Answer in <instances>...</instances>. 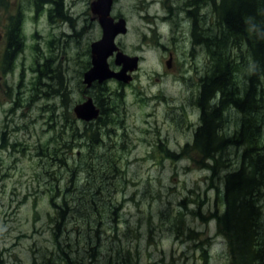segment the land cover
<instances>
[{
    "label": "rangeland",
    "instance_id": "374dc122",
    "mask_svg": "<svg viewBox=\"0 0 264 264\" xmlns=\"http://www.w3.org/2000/svg\"><path fill=\"white\" fill-rule=\"evenodd\" d=\"M51 1L61 2L62 9L54 3L37 6L33 0H5L0 8V264H41L43 255L53 251L54 220L60 210L58 198L52 199L53 206L51 196L59 193L68 200L64 189L69 177L58 159L50 161L44 153L56 148L67 157V150L60 149L65 141L88 144L80 147L83 151L69 153L73 170L93 160L103 174L107 164L114 173L109 192L118 216L103 234V246L108 238L116 244V228L119 244L131 250L133 259L126 264H231L229 248L211 215L215 189L223 188L224 176L233 165L214 175L206 163L191 162L180 153L192 145L199 126L194 94L200 80L188 72L193 61L210 72V51L197 52L192 61L176 33L179 27L172 34L171 24L160 26L156 17H143L148 12L158 15V5L114 0L112 13L126 26V32L116 37V46L138 58L137 68L129 84L108 79L87 91L82 80L89 68L90 44L102 35L90 9L93 0ZM12 23L21 45L6 64V36ZM170 51L173 69L165 66ZM113 61L114 56L108 59L110 69L116 71ZM85 95L103 114L99 125L91 122L98 131L93 142L98 146L89 151L86 132L92 124L73 113ZM226 115L220 130L228 137L240 115ZM46 166L58 181L45 177ZM68 202L71 207L59 233L67 231L63 240L74 228L70 214L82 207L74 198L72 204Z\"/></svg>",
    "mask_w": 264,
    "mask_h": 264
},
{
    "label": "trees",
    "instance_id": "16d2710c",
    "mask_svg": "<svg viewBox=\"0 0 264 264\" xmlns=\"http://www.w3.org/2000/svg\"><path fill=\"white\" fill-rule=\"evenodd\" d=\"M4 3L5 0H0V8ZM54 4L58 3L55 1ZM58 8L62 9L61 2ZM217 14L219 37L214 75L201 94L203 123L197 128L192 145L180 153L187 155L191 162L206 163V169L214 175L233 165L232 171L224 176L223 188L215 189L211 218L216 222L217 233L226 241L229 256L233 259L231 264H264V0H219ZM17 29L12 23L6 36L7 64L20 49ZM102 97L96 96V99ZM235 112L240 115L239 122L234 132H227V137L221 133L220 127L224 116ZM101 121L102 117H99L95 124L99 125ZM91 128L86 132L91 141L88 151L98 146L93 143L98 131L93 129V124ZM62 147L67 150V157L61 156L56 148L45 149L44 156L50 161L58 159V166L67 169L69 186L64 189L65 195L71 204L74 198L82 207L74 208L70 214L74 217V228L63 240L67 231L62 235L59 233L65 226L64 219L71 206L61 195L58 197L59 193L51 196L53 206L52 199L58 198L60 214L54 220L55 247L43 255L41 264L131 262V250L119 244L116 228H113L116 244L108 238L103 246V234L114 226L118 216V208L112 205L109 192L114 176L110 173V165L105 167L106 174L93 160L87 166L79 163L74 166L79 170H73L69 153L83 150L76 141H65L60 149ZM231 149H235V153ZM168 155L177 156L175 152H168ZM110 160L113 164L114 161ZM46 168L45 177L58 181L55 172L51 173L49 166ZM72 172L75 173L73 177ZM71 186L73 194H70ZM110 215L114 218L111 219Z\"/></svg>",
    "mask_w": 264,
    "mask_h": 264
},
{
    "label": "flooded vegetation",
    "instance_id": "af4514ba",
    "mask_svg": "<svg viewBox=\"0 0 264 264\" xmlns=\"http://www.w3.org/2000/svg\"><path fill=\"white\" fill-rule=\"evenodd\" d=\"M113 1L114 0H112V5H113ZM136 1L141 6L158 5L160 7V12L157 13L158 15L153 16L150 15V13L148 12L147 14L143 15L144 18L156 17L158 20H160L161 23L160 26H163L162 24L164 25L171 24V26L174 27L170 29V33L172 34L175 33L176 28L179 27L176 33L179 34L180 39L184 41V45L187 50V55L190 56L192 61L195 60V58L197 57L196 54L197 52H199V54H206L207 50L210 51L211 54L210 72H206L205 69L202 67V65H198L194 61L190 66V70L188 72V75L189 73H193L194 80L196 78L200 80L198 93L194 94V97L195 96L197 97V106L199 108L198 122L200 126L203 123L202 111L204 108V106L201 105L202 104L201 94L204 90V87L208 85L209 83L208 81L212 79L214 75L213 73L214 65H215L214 58L216 57L215 54L217 52L218 35H219L218 21H217L218 0H136ZM111 17L114 20L120 19V18L117 19L116 15L112 13V9H111ZM17 37L19 36L17 35ZM159 47L164 49V46H162V44H159ZM5 56H6V51H5ZM165 66L167 69L168 68L173 69V67H175L174 56L172 51L168 52L167 54V60L165 62ZM89 69H90V63H89V68L86 71H88ZM115 70L116 71L120 70V67L116 68ZM186 76H184L185 79H187ZM118 84L122 85V83H118ZM94 86L95 85H93V87ZM89 90L90 89L88 88L87 91ZM87 97L89 96L88 95L83 96L85 100ZM71 138L74 139V135H72ZM193 139H194V135H193ZM87 145L88 144H80V146H87Z\"/></svg>",
    "mask_w": 264,
    "mask_h": 264
},
{
    "label": "water",
    "instance_id": "95a60500",
    "mask_svg": "<svg viewBox=\"0 0 264 264\" xmlns=\"http://www.w3.org/2000/svg\"><path fill=\"white\" fill-rule=\"evenodd\" d=\"M104 2L101 4V2ZM111 0H97L91 4L92 14L97 16L98 23L102 29V37L99 41L91 44V68L83 76V83L87 88L94 82L103 83L108 79H115L123 83H129L133 72L137 68L138 58L130 57L118 50L114 40L120 33L124 34L125 21L117 23L110 17ZM115 56L114 63L121 66L119 72L110 69L108 59ZM75 117L83 122H93L100 117V110L94 104L92 98L88 97L85 102L73 109Z\"/></svg>",
    "mask_w": 264,
    "mask_h": 264
},
{
    "label": "bare ground",
    "instance_id": "6f19581e",
    "mask_svg": "<svg viewBox=\"0 0 264 264\" xmlns=\"http://www.w3.org/2000/svg\"><path fill=\"white\" fill-rule=\"evenodd\" d=\"M102 3H104V2L102 1L101 4H102ZM92 86H93V85H92ZM92 86H91V87H92ZM91 87H89V89H90ZM93 102H94V101H93Z\"/></svg>",
    "mask_w": 264,
    "mask_h": 264
}]
</instances>
